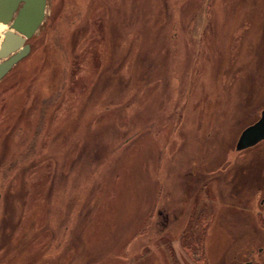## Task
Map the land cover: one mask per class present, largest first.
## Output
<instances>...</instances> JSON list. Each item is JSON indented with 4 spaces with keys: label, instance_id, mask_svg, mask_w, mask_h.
I'll return each mask as SVG.
<instances>
[{
    "label": "rangeland",
    "instance_id": "rangeland-1",
    "mask_svg": "<svg viewBox=\"0 0 264 264\" xmlns=\"http://www.w3.org/2000/svg\"><path fill=\"white\" fill-rule=\"evenodd\" d=\"M27 43L0 264H264V0H47Z\"/></svg>",
    "mask_w": 264,
    "mask_h": 264
},
{
    "label": "water",
    "instance_id": "water-1",
    "mask_svg": "<svg viewBox=\"0 0 264 264\" xmlns=\"http://www.w3.org/2000/svg\"><path fill=\"white\" fill-rule=\"evenodd\" d=\"M47 0H0V23L9 29L0 35V81L30 52L25 45L40 29L46 17ZM264 141V109L260 119L241 133L237 151L255 147Z\"/></svg>",
    "mask_w": 264,
    "mask_h": 264
},
{
    "label": "flooded vegetation",
    "instance_id": "flooded-vegetation-1",
    "mask_svg": "<svg viewBox=\"0 0 264 264\" xmlns=\"http://www.w3.org/2000/svg\"><path fill=\"white\" fill-rule=\"evenodd\" d=\"M29 40H30V39H29ZM29 40H27V41H29ZM27 41H26L25 45H29V44L27 43ZM29 46H30V45H29ZM30 52H31V48H30ZM30 52H29V53H30ZM29 53H28V55H29ZM28 55H26L24 58H26ZM24 58H23V59H24ZM23 59H22V60H23ZM22 60H20L18 63H20ZM18 63H17V64H18ZM17 64H16V65H17ZM16 65H15V66H16ZM15 66H14V67H15ZM14 67H13V68H14ZM13 68H12V69H13ZM7 75H8V74H7ZM7 75H6V76H7ZM6 76H4V78H5ZM4 78H3V79H4ZM3 79H2V80H3ZM256 146H257V145H256ZM255 252H256V251H254V250L251 251V253L249 254V256H250V255L253 256ZM261 252H262V248L258 249V253L261 254ZM251 256L249 257L248 260H246V264H260V263H258L254 258H251Z\"/></svg>",
    "mask_w": 264,
    "mask_h": 264
},
{
    "label": "bare ground",
    "instance_id": "bare-ground-1",
    "mask_svg": "<svg viewBox=\"0 0 264 264\" xmlns=\"http://www.w3.org/2000/svg\"><path fill=\"white\" fill-rule=\"evenodd\" d=\"M9 29V25H5V24H3V23H0V35H2V39H1V41H3V39H4V33L7 31ZM0 62H2V61H0Z\"/></svg>",
    "mask_w": 264,
    "mask_h": 264
},
{
    "label": "trees",
    "instance_id": "trees-1",
    "mask_svg": "<svg viewBox=\"0 0 264 264\" xmlns=\"http://www.w3.org/2000/svg\"><path fill=\"white\" fill-rule=\"evenodd\" d=\"M260 248H261V247H260ZM260 248H259V249H260ZM251 251H253V250H249L248 256H249V254L251 253Z\"/></svg>",
    "mask_w": 264,
    "mask_h": 264
}]
</instances>
